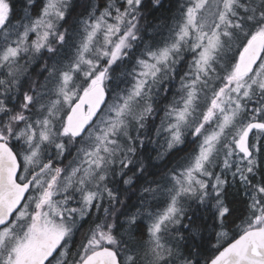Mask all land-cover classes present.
Masks as SVG:
<instances>
[{
  "label": "snow or ice",
  "instance_id": "6c2138e0",
  "mask_svg": "<svg viewBox=\"0 0 264 264\" xmlns=\"http://www.w3.org/2000/svg\"><path fill=\"white\" fill-rule=\"evenodd\" d=\"M0 264H264V0H0Z\"/></svg>",
  "mask_w": 264,
  "mask_h": 264
},
{
  "label": "trees",
  "instance_id": "16d2710c",
  "mask_svg": "<svg viewBox=\"0 0 264 264\" xmlns=\"http://www.w3.org/2000/svg\"><path fill=\"white\" fill-rule=\"evenodd\" d=\"M157 15H159V13H157Z\"/></svg>",
  "mask_w": 264,
  "mask_h": 264
}]
</instances>
